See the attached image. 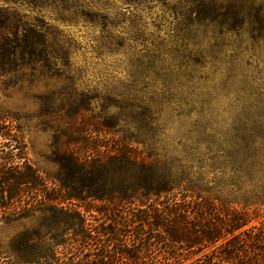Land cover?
I'll use <instances>...</instances> for the list:
<instances>
[{"label": "rangeland", "instance_id": "obj_1", "mask_svg": "<svg viewBox=\"0 0 264 264\" xmlns=\"http://www.w3.org/2000/svg\"><path fill=\"white\" fill-rule=\"evenodd\" d=\"M4 11L35 52L0 75V113L42 174L71 138L93 156L137 133L168 157L264 140V0H0ZM29 226L0 223V256Z\"/></svg>", "mask_w": 264, "mask_h": 264}, {"label": "trees", "instance_id": "obj_2", "mask_svg": "<svg viewBox=\"0 0 264 264\" xmlns=\"http://www.w3.org/2000/svg\"><path fill=\"white\" fill-rule=\"evenodd\" d=\"M34 52L4 11L0 75ZM7 116L0 113V223L30 226L3 249L0 264H11L10 253L15 264H264L262 138L212 157L203 142L168 157L137 133L85 156L71 138L56 141L57 171L48 176L26 161Z\"/></svg>", "mask_w": 264, "mask_h": 264}]
</instances>
